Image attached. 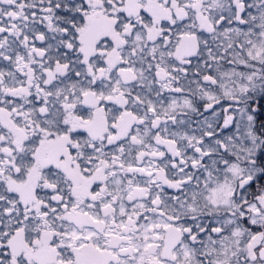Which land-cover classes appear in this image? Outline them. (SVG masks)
<instances>
[{
    "label": "snow or ice",
    "instance_id": "6c2138e0",
    "mask_svg": "<svg viewBox=\"0 0 264 264\" xmlns=\"http://www.w3.org/2000/svg\"><path fill=\"white\" fill-rule=\"evenodd\" d=\"M0 264H264V0H0Z\"/></svg>",
    "mask_w": 264,
    "mask_h": 264
}]
</instances>
